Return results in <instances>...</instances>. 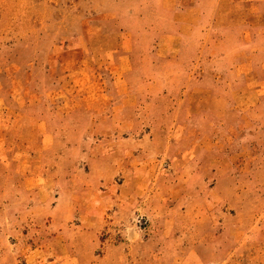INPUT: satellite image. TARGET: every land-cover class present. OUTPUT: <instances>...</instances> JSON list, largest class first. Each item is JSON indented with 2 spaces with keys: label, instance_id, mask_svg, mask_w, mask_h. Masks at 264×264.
Wrapping results in <instances>:
<instances>
[{
  "label": "rangeland",
  "instance_id": "1",
  "mask_svg": "<svg viewBox=\"0 0 264 264\" xmlns=\"http://www.w3.org/2000/svg\"><path fill=\"white\" fill-rule=\"evenodd\" d=\"M0 264H264V0H0Z\"/></svg>",
  "mask_w": 264,
  "mask_h": 264
}]
</instances>
